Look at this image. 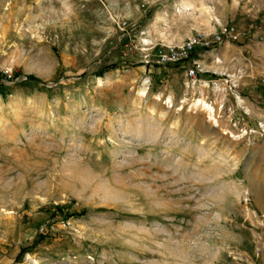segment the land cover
<instances>
[{
  "label": "rangeland",
  "instance_id": "rangeland-1",
  "mask_svg": "<svg viewBox=\"0 0 264 264\" xmlns=\"http://www.w3.org/2000/svg\"><path fill=\"white\" fill-rule=\"evenodd\" d=\"M0 74V264H264V0H0Z\"/></svg>",
  "mask_w": 264,
  "mask_h": 264
},
{
  "label": "built area",
  "instance_id": "built-area-1",
  "mask_svg": "<svg viewBox=\"0 0 264 264\" xmlns=\"http://www.w3.org/2000/svg\"><path fill=\"white\" fill-rule=\"evenodd\" d=\"M242 38H246L245 33L237 31L233 25L221 26L217 33L194 38L192 37L180 46L170 47L164 52L159 53V62L164 64L171 60L177 61L186 59L196 47L203 46L210 49L223 42H238ZM215 62L217 63L218 60L216 59ZM204 72L206 71L201 67V64L194 61L192 67L186 70V77L188 80L196 81L198 74ZM236 77L238 80L241 79L243 77V71L238 70ZM208 83L217 86L215 80L208 81ZM208 83L206 84L207 86L209 85Z\"/></svg>",
  "mask_w": 264,
  "mask_h": 264
},
{
  "label": "trees",
  "instance_id": "trees-1",
  "mask_svg": "<svg viewBox=\"0 0 264 264\" xmlns=\"http://www.w3.org/2000/svg\"><path fill=\"white\" fill-rule=\"evenodd\" d=\"M110 68H113V66ZM99 76H102V74H100ZM11 78L15 79L16 77L13 75L10 78H8L6 75L0 74V80L11 79ZM25 81L28 83H40L41 82L39 79H37L36 77H34L32 75L26 76ZM85 214H86V210H82L78 213H65L64 208L62 206H58V205L53 207V210H52V216L59 215L63 219H67V218H71V217H79V216H83ZM22 254H23V251H21L19 253V256H21Z\"/></svg>",
  "mask_w": 264,
  "mask_h": 264
},
{
  "label": "bare ground",
  "instance_id": "bare-ground-1",
  "mask_svg": "<svg viewBox=\"0 0 264 264\" xmlns=\"http://www.w3.org/2000/svg\"><path fill=\"white\" fill-rule=\"evenodd\" d=\"M188 9V8H187ZM170 103V101L168 100L167 101V104H169ZM195 105V104H194ZM203 106L204 108H206L207 109V112H208V119L211 121H213V123H214V125L215 126H218V121L216 120V118H215V113H214V110H213V108H211L210 106H207L205 103H203L202 101H198L197 103H196V106Z\"/></svg>",
  "mask_w": 264,
  "mask_h": 264
}]
</instances>
